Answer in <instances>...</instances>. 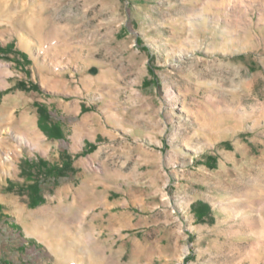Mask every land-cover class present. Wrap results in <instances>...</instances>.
Wrapping results in <instances>:
<instances>
[{"label":"rangeland","instance_id":"obj_1","mask_svg":"<svg viewBox=\"0 0 264 264\" xmlns=\"http://www.w3.org/2000/svg\"><path fill=\"white\" fill-rule=\"evenodd\" d=\"M11 42L0 264H264V0H0Z\"/></svg>","mask_w":264,"mask_h":264},{"label":"trees","instance_id":"obj_2","mask_svg":"<svg viewBox=\"0 0 264 264\" xmlns=\"http://www.w3.org/2000/svg\"><path fill=\"white\" fill-rule=\"evenodd\" d=\"M11 53H16L24 60L28 59V56L26 53L18 51L15 48L14 43H9L7 45H2L0 44V57L7 56L9 57V54ZM153 71V69H150ZM20 86L26 87L25 83L22 82L20 83ZM31 88L35 90H41L40 85L37 83H32ZM38 112H39V125L42 128V130L50 137V138H55V139H60L64 137V132L61 127V125L58 122H52L51 121V116L48 108L43 105V104H36ZM90 147L88 150L93 149L95 147L94 144H90ZM86 151L84 150L82 153L76 154L74 157L71 155H64L65 159L63 160L62 164H55L51 165L47 161H45L43 158H39L38 161H31L29 159H26L24 161V164L29 168V175L30 177H37L38 175H44V177H49L51 175H55L58 177L61 176H66L68 170H73L72 169V164L75 158L79 157L81 154H84ZM213 161L211 157L208 158V161ZM212 167H214L213 163H210ZM34 170V172L32 171ZM37 174V176L33 175ZM39 180H33L31 183L27 185V189L30 191V195L32 198V205L37 206L40 203L44 201V198L41 194V188L39 184ZM2 205L0 204V211H1ZM200 217L207 216L211 210L210 207L207 205H201L198 207L193 208Z\"/></svg>","mask_w":264,"mask_h":264}]
</instances>
